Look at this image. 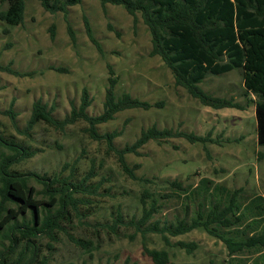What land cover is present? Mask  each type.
I'll return each instance as SVG.
<instances>
[{"label": "rangeland", "instance_id": "obj_1", "mask_svg": "<svg viewBox=\"0 0 264 264\" xmlns=\"http://www.w3.org/2000/svg\"><path fill=\"white\" fill-rule=\"evenodd\" d=\"M5 7L0 0V10ZM84 18L101 52L89 40ZM150 50L151 35L139 13L134 18L122 5H103L99 0H82L67 12H49L40 0H24L20 24L0 20V135L38 149L10 169L67 176L73 181L90 175L85 190L75 194L80 201L67 205L69 212L60 220V229L27 237L24 232L32 218L29 210L11 221L17 229H0V264H25L32 255L35 262L45 260L47 264H155L144 253L143 244L166 249L168 264H264V250L249 249L231 257L224 242L202 228L170 236L171 244L166 245L159 234L143 236L129 223L141 215L142 201L148 206L153 199L159 208L153 219L161 225L182 216L186 205L192 211L200 202L226 201L235 189H239L241 208L248 209V218L256 213L250 206L252 200L257 202L259 197L264 204V145L256 140L255 97L244 89L241 71L209 75L200 84L207 93L241 106L216 109L177 85L170 68ZM108 65L117 78V96L127 92L161 103L147 110L124 109L98 124L99 133L119 131L113 139L114 148L131 144L150 126L193 133L205 140L192 142L182 135L148 140L138 149L139 154H125L130 167L139 165L133 179L123 171L105 139L88 136L83 120L62 129L43 121L25 128L33 101L41 100L55 118L62 119L78 105L83 88L90 99L88 114L101 113ZM10 153L0 147V156ZM174 179L181 183V190L167 183ZM28 185L36 190L37 199H49L43 184L34 177L28 179ZM57 207L58 203L46 207L40 216L55 213ZM119 215L122 223L116 221ZM235 228L241 229V225ZM178 240L196 246L188 253L173 244Z\"/></svg>", "mask_w": 264, "mask_h": 264}, {"label": "trees", "instance_id": "obj_2", "mask_svg": "<svg viewBox=\"0 0 264 264\" xmlns=\"http://www.w3.org/2000/svg\"><path fill=\"white\" fill-rule=\"evenodd\" d=\"M6 7L0 10V20L8 25H18L23 20L24 0H1ZM82 0H40L42 7L49 12H67L68 7L80 3ZM101 4L122 5L126 12L136 17L140 14L143 23L151 35V55H158L170 68L175 83L187 90L203 105L213 108L233 107L241 108L238 103L230 99L213 96L207 93L201 83L209 75H220L233 69L242 73L244 89L253 94L254 115L256 121V140L260 146L264 145V0H99ZM85 31L89 40L101 52L100 44L92 33L91 26L84 18ZM69 35L74 39L70 25L67 26ZM53 35V33H52ZM11 73L16 71L2 67ZM63 72L60 67H53ZM108 85L105 91L103 110L97 115H90L87 108L90 99L86 88L80 95V102L72 106L70 112L62 119L55 118L46 105L37 99L32 103L31 114L25 126L31 128L35 123L43 121L55 128L62 129L66 125L78 120L86 122L84 131L95 140L105 139L108 146L117 154L121 167L130 178L136 179L134 170L138 164L130 167L125 161V154H139L138 149L150 139H166L182 135L190 141H204L205 138L193 133H173L170 129H158L150 126L142 129L139 136L131 144L116 149L113 139L120 133L117 130L99 133L97 125L113 119L115 113L129 108L144 110L160 106L159 102H149L133 97L127 92L119 96L114 87L117 82L112 68L108 65ZM11 118L14 114L8 110ZM0 147L11 150L10 154L0 156V229H17L15 221L18 215L29 210L32 218L30 228L24 232L27 237L38 233L51 234L60 229V220L65 218L67 205H75L80 201L76 193L85 190L90 178L87 174L79 181L69 177L34 172L20 173L10 169L13 163L30 158L38 149L24 147L14 140H7L0 135ZM34 177L44 186L43 192L48 195L47 201L35 197L36 190L28 185V179ZM171 186L182 189L181 183L174 179L167 181ZM257 202H250L253 212L248 218V209L241 208L239 189L233 190L226 201L210 200L205 205L200 202L192 211L185 210L182 216H176L173 221L160 224L153 219L159 212L156 200L144 205L141 215L129 220L130 224L143 234L149 232L159 234L166 245H170V236H177L196 228H202L209 235L222 240L229 256H235L245 250H264V204L261 198ZM6 203L14 206L6 207ZM58 203L55 213L41 215L46 207ZM76 208V207H75ZM116 221L122 223L120 215ZM116 221L114 223L116 224ZM241 225V229L235 228ZM235 228V229H234ZM232 235H225V233ZM23 233V232H22ZM241 235L240 239H236ZM75 242H80L74 239ZM174 245L190 253L196 246L193 242L175 241ZM143 251L155 264H168L169 253L166 249L148 248L143 244ZM25 264H47L45 260L35 262L33 255Z\"/></svg>", "mask_w": 264, "mask_h": 264}]
</instances>
